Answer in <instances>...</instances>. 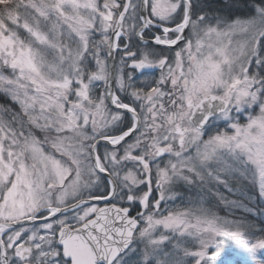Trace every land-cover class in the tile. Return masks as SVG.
Segmentation results:
<instances>
[{
    "label": "snow or ice",
    "instance_id": "snow-or-ice-1",
    "mask_svg": "<svg viewBox=\"0 0 264 264\" xmlns=\"http://www.w3.org/2000/svg\"><path fill=\"white\" fill-rule=\"evenodd\" d=\"M0 264H264V0H0Z\"/></svg>",
    "mask_w": 264,
    "mask_h": 264
}]
</instances>
